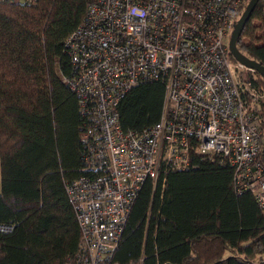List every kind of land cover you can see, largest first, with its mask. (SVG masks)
Here are the masks:
<instances>
[{
    "label": "trees",
    "instance_id": "trees-1",
    "mask_svg": "<svg viewBox=\"0 0 264 264\" xmlns=\"http://www.w3.org/2000/svg\"><path fill=\"white\" fill-rule=\"evenodd\" d=\"M89 2L0 1V226L8 228L0 232V264H77L80 230L66 185L88 173L65 42ZM248 2L241 0L238 17ZM236 46L264 68V0ZM251 80L264 92L260 75ZM164 94L160 81L131 88L116 106L121 131L140 134L158 123ZM256 113L264 130V103ZM259 157L263 163L262 151ZM191 161L193 168L143 183L114 262L264 264V210L249 192L238 193L220 157Z\"/></svg>",
    "mask_w": 264,
    "mask_h": 264
},
{
    "label": "built area",
    "instance_id": "built-area-1",
    "mask_svg": "<svg viewBox=\"0 0 264 264\" xmlns=\"http://www.w3.org/2000/svg\"><path fill=\"white\" fill-rule=\"evenodd\" d=\"M240 2L90 0L65 42L88 173L66 185L80 230L77 264H118L112 255L143 183L193 168V154L229 164L238 193L249 192L264 210V130L256 113L264 92L228 48ZM146 81L164 85L160 120L140 134L123 133L116 106Z\"/></svg>",
    "mask_w": 264,
    "mask_h": 264
},
{
    "label": "water",
    "instance_id": "water-1",
    "mask_svg": "<svg viewBox=\"0 0 264 264\" xmlns=\"http://www.w3.org/2000/svg\"><path fill=\"white\" fill-rule=\"evenodd\" d=\"M258 0H249L247 3L244 11L242 12L241 16L237 20L236 24L234 25V28L231 32L229 42H228V48H229V53L232 56V58L237 61L238 63L244 65L245 67H248L252 70H254L258 75L261 76V78L264 80V68L257 63L254 60L249 59L246 57L244 54H242L238 49H237V40L240 37L243 28L248 21L250 14L252 10L254 9L256 3ZM262 158H263V163H264V142L262 145Z\"/></svg>",
    "mask_w": 264,
    "mask_h": 264
},
{
    "label": "rangeland",
    "instance_id": "rangeland-1",
    "mask_svg": "<svg viewBox=\"0 0 264 264\" xmlns=\"http://www.w3.org/2000/svg\"><path fill=\"white\" fill-rule=\"evenodd\" d=\"M249 78H252L250 74H249ZM254 78H255V77H254Z\"/></svg>",
    "mask_w": 264,
    "mask_h": 264
},
{
    "label": "crops",
    "instance_id": "crops-1",
    "mask_svg": "<svg viewBox=\"0 0 264 264\" xmlns=\"http://www.w3.org/2000/svg\"><path fill=\"white\" fill-rule=\"evenodd\" d=\"M0 188H1V186H0Z\"/></svg>",
    "mask_w": 264,
    "mask_h": 264
}]
</instances>
